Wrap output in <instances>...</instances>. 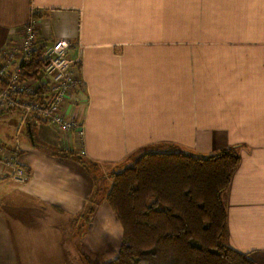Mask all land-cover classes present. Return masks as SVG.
Here are the masks:
<instances>
[{"label":"crops","instance_id":"crops-1","mask_svg":"<svg viewBox=\"0 0 264 264\" xmlns=\"http://www.w3.org/2000/svg\"><path fill=\"white\" fill-rule=\"evenodd\" d=\"M34 21L40 46L67 40L81 58L85 135L19 113L0 116V264H106L123 228L107 203L109 174L145 153L208 156L237 147L224 195L227 243L264 264V0H0V56ZM73 151L99 167L98 184ZM101 179V180H100ZM98 206L78 236L94 193Z\"/></svg>","mask_w":264,"mask_h":264},{"label":"trees","instance_id":"trees-1","mask_svg":"<svg viewBox=\"0 0 264 264\" xmlns=\"http://www.w3.org/2000/svg\"><path fill=\"white\" fill-rule=\"evenodd\" d=\"M57 150L81 163L98 184L97 164L73 151ZM239 163L236 146L208 156L145 153L109 174L112 185L106 199L123 238L118 256L106 264H255L227 243L224 195ZM100 190L95 185L78 216L79 238L92 222L99 204L94 195Z\"/></svg>","mask_w":264,"mask_h":264},{"label":"built area","instance_id":"built-area-1","mask_svg":"<svg viewBox=\"0 0 264 264\" xmlns=\"http://www.w3.org/2000/svg\"><path fill=\"white\" fill-rule=\"evenodd\" d=\"M18 45L7 44L0 56V114L15 112L22 116V124L29 119L50 125L60 133L76 132L85 135L80 118L70 116L66 103L84 106L85 81L79 75L81 61L70 56L71 44L59 40L40 46L31 21L23 30ZM2 172L19 184L28 181V173L18 164L16 156H2ZM5 174V173H4Z\"/></svg>","mask_w":264,"mask_h":264},{"label":"rangeland","instance_id":"rangeland-1","mask_svg":"<svg viewBox=\"0 0 264 264\" xmlns=\"http://www.w3.org/2000/svg\"><path fill=\"white\" fill-rule=\"evenodd\" d=\"M75 59H77V60L81 61V58H79V57H77V58H75ZM79 140H82V139H79Z\"/></svg>","mask_w":264,"mask_h":264}]
</instances>
